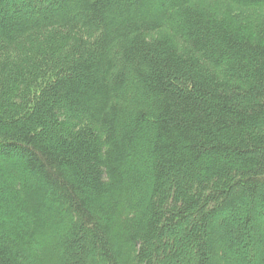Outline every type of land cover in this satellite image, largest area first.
<instances>
[{"label": "trees", "instance_id": "trees-1", "mask_svg": "<svg viewBox=\"0 0 264 264\" xmlns=\"http://www.w3.org/2000/svg\"><path fill=\"white\" fill-rule=\"evenodd\" d=\"M0 264H264V0H0Z\"/></svg>", "mask_w": 264, "mask_h": 264}]
</instances>
